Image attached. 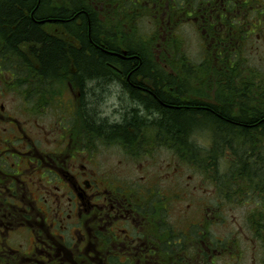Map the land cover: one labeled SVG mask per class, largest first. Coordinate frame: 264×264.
<instances>
[{
    "label": "trees",
    "instance_id": "1",
    "mask_svg": "<svg viewBox=\"0 0 264 264\" xmlns=\"http://www.w3.org/2000/svg\"><path fill=\"white\" fill-rule=\"evenodd\" d=\"M174 2L170 5L178 11L183 3ZM260 2L234 0L233 14H193L203 41L202 57L195 61L182 49L180 31L191 15L162 14L167 4L157 0H0V61L25 76L28 95L43 101L54 95L59 81L75 85L80 116L93 138L115 134L126 140L144 133L168 141L216 184L223 200L254 204L247 228L264 252V71L250 67L245 51L264 29ZM144 16L154 25L151 32L141 29ZM106 83L132 103L119 113L120 121H107L97 106L96 89ZM88 88L94 101L86 99ZM202 125L211 135L205 151L193 141ZM222 161L228 163L226 172ZM216 197L217 202L218 192ZM204 224L196 225L197 232L170 224L166 264H179L185 248L186 264L195 263L189 247L196 233L217 241L204 233ZM218 243L222 253L208 261L204 251V263L237 257V240Z\"/></svg>",
    "mask_w": 264,
    "mask_h": 264
},
{
    "label": "flooded vegetation",
    "instance_id": "2",
    "mask_svg": "<svg viewBox=\"0 0 264 264\" xmlns=\"http://www.w3.org/2000/svg\"><path fill=\"white\" fill-rule=\"evenodd\" d=\"M157 1L167 4L162 14H190L188 21L196 25L193 14H233L234 0H180L183 4L178 11L170 5L175 0ZM260 1L263 8L264 0ZM3 66L0 64V75H9L12 88L26 96V77ZM7 83L4 80L0 87L9 88ZM24 107L18 114L9 113L0 103V264H166L172 243L169 191L145 176L141 181L122 179L112 169L98 165L90 147L94 146L91 139H95L125 152V159L134 160L149 155L155 146L168 147L169 142L137 133L134 139L124 140L115 134L96 139L80 116L75 123H62L65 128L58 140L42 145L27 132L25 116L29 111L36 114V110ZM170 150L182 167L193 166L202 176L195 164L182 159L176 149ZM198 152L196 157L201 158ZM213 218L217 220L214 212ZM203 221L204 233L217 241L202 239L200 232L191 236L196 239L189 247L195 254L190 257L194 264H206L204 251L209 253L208 261L222 253L218 237L211 232L213 222ZM204 222L185 231L194 227L197 232L196 225ZM27 232L33 238L31 252L13 247L7 238ZM180 254L179 264H186L190 256L186 248Z\"/></svg>",
    "mask_w": 264,
    "mask_h": 264
},
{
    "label": "rangeland",
    "instance_id": "3",
    "mask_svg": "<svg viewBox=\"0 0 264 264\" xmlns=\"http://www.w3.org/2000/svg\"><path fill=\"white\" fill-rule=\"evenodd\" d=\"M140 26L142 31L147 33L151 32L154 27L149 16H144L140 20ZM180 31L183 34V42L185 43L182 49L187 51L193 60L199 61L203 54V41L197 25L188 21L181 25ZM256 32L251 37V39H255L248 42L245 51L250 67L264 71V29ZM176 51V49H171L169 52ZM0 64H3V62L1 61ZM3 65H5L4 68L9 66L7 64ZM8 69L13 71L10 66ZM4 80H7L6 85L10 88L0 87V103L5 105L6 112L16 111L15 113L18 114V110L22 109L24 105L27 110L32 111V108L36 110V114L29 111L28 115L25 116L28 122L26 124L30 139L40 141L42 145L48 143L49 140L56 141L61 137L62 129L65 128L62 123L72 124L79 119L81 96L78 89L74 87L75 85L73 86L68 81H59L54 95L48 96L43 101L40 98L28 95V92L26 96L22 97L20 89L16 88L14 90L12 88L13 81L6 73L0 75V84ZM106 85L104 89H96L97 97L95 100L98 102L97 106L103 112V116L108 117L107 121H120L121 119H117L119 113L133 107L132 103L119 87L111 83H106ZM93 86L92 83L89 84L90 88H93ZM90 88H88L86 98L89 102L94 101ZM31 113L34 115H31ZM35 115L40 116L35 117ZM23 117L21 116V118ZM195 129L198 130L194 132L193 140L201 146V150L209 148L210 132L203 125ZM141 136L145 137L146 135ZM86 139L90 140L91 138L86 137ZM91 140L94 146L92 145L90 150L101 167L112 169L122 179L141 181L142 176H145L148 179H153L164 191H169L172 197L170 224L179 229H187L192 224H199L208 219V221L213 222L210 228L214 236L222 241L224 238L230 237L237 240V250H233L234 257H237L224 258L221 261L222 264H262L263 249L252 241V235L247 228L248 216L254 206L253 203H229L225 199L223 200L219 196L216 184L211 180L208 181L204 175L203 178L193 166L191 168L182 167L180 160L175 158L177 156L170 150L173 148L169 149L170 146L166 148L155 146L149 155L144 154L141 158H134L133 160L125 159V152L123 151L120 152L114 147H107L96 142L95 139ZM228 168V163L222 161L221 171L226 172ZM157 177L159 179H156ZM215 191L218 192L217 202L214 199ZM175 198L176 201H173ZM215 208L218 209L219 216L217 220L213 218ZM7 238L10 239L13 247H21L24 252L33 251L31 247L33 238L29 236L28 232L25 236L12 234ZM230 254L233 255V253Z\"/></svg>",
    "mask_w": 264,
    "mask_h": 264
}]
</instances>
